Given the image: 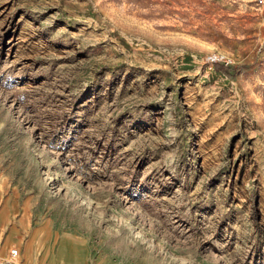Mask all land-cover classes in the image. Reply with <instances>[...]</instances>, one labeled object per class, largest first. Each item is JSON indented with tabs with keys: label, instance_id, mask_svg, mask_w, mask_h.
Returning <instances> with one entry per match:
<instances>
[{
	"label": "rangeland",
	"instance_id": "374dc122",
	"mask_svg": "<svg viewBox=\"0 0 264 264\" xmlns=\"http://www.w3.org/2000/svg\"><path fill=\"white\" fill-rule=\"evenodd\" d=\"M0 227V264H264V0H0Z\"/></svg>",
	"mask_w": 264,
	"mask_h": 264
},
{
	"label": "built area",
	"instance_id": "2783aa9c",
	"mask_svg": "<svg viewBox=\"0 0 264 264\" xmlns=\"http://www.w3.org/2000/svg\"><path fill=\"white\" fill-rule=\"evenodd\" d=\"M207 62L213 65L215 63H225V64L229 63V61L226 60L223 56L216 53L209 54L207 56ZM0 236H1V230H0ZM9 254L12 260H17L20 257V250L17 247H13L10 249Z\"/></svg>",
	"mask_w": 264,
	"mask_h": 264
},
{
	"label": "trees",
	"instance_id": "16d2710c",
	"mask_svg": "<svg viewBox=\"0 0 264 264\" xmlns=\"http://www.w3.org/2000/svg\"><path fill=\"white\" fill-rule=\"evenodd\" d=\"M215 69L219 70V71H223L226 74H229V65H226L225 63H215L214 64Z\"/></svg>",
	"mask_w": 264,
	"mask_h": 264
},
{
	"label": "crops",
	"instance_id": "0c3cea01",
	"mask_svg": "<svg viewBox=\"0 0 264 264\" xmlns=\"http://www.w3.org/2000/svg\"><path fill=\"white\" fill-rule=\"evenodd\" d=\"M0 229H1V227H0ZM2 231V230H1Z\"/></svg>",
	"mask_w": 264,
	"mask_h": 264
}]
</instances>
